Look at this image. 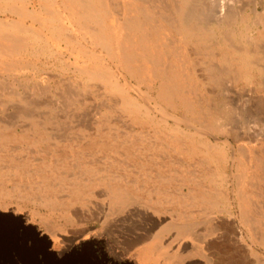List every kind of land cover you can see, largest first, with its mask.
<instances>
[{"label": "rangeland", "instance_id": "rangeland-1", "mask_svg": "<svg viewBox=\"0 0 264 264\" xmlns=\"http://www.w3.org/2000/svg\"><path fill=\"white\" fill-rule=\"evenodd\" d=\"M0 214L37 264H264V0H0Z\"/></svg>", "mask_w": 264, "mask_h": 264}, {"label": "flooded vegetation", "instance_id": "flooded-vegetation-1", "mask_svg": "<svg viewBox=\"0 0 264 264\" xmlns=\"http://www.w3.org/2000/svg\"><path fill=\"white\" fill-rule=\"evenodd\" d=\"M21 241L26 245L27 248L32 247L35 244L34 239H26L24 231L18 229V224L16 221L14 222L11 218L6 217L4 214H0V250L5 258L3 261L4 264H7L6 257H13L15 262L17 261L19 264H24L23 262L26 260L30 263L34 262V257L32 254H16V252L24 245L23 243H21L22 245L20 244ZM18 255H21V257ZM81 259L83 261L88 260L85 253L81 254L80 261H82Z\"/></svg>", "mask_w": 264, "mask_h": 264}, {"label": "bare ground", "instance_id": "bare-ground-1", "mask_svg": "<svg viewBox=\"0 0 264 264\" xmlns=\"http://www.w3.org/2000/svg\"><path fill=\"white\" fill-rule=\"evenodd\" d=\"M228 1V0H227ZM207 3V2H206ZM222 9V8H221ZM102 24V23H101ZM104 41H106V39L104 40ZM122 51H123V53L125 54V49L124 48H122ZM168 80L167 79H165V82H164V85H162L163 86V89H162V92H161V95H159V96H161V98L163 97L164 99H167V98H171L172 96H174L175 95V90L173 89V86L171 87V85L169 84V82H167ZM177 86V85H176ZM184 88V87H183ZM186 89V88H185ZM186 91V90H185ZM184 93V92H183ZM39 94V93H38ZM73 96V95H72ZM185 97V96H184ZM54 101V100H53ZM170 101V100H169ZM172 101V100H171ZM29 102V101H28ZM62 106V105H61ZM93 118V117H92ZM91 118V119H92ZM88 125V124H87ZM89 125H91L90 123H89ZM86 126V125H85ZM67 138V137H66ZM63 139V138H62ZM102 194V193H101ZM101 196V195H100ZM102 207V206H101ZM102 209V208H101ZM134 210V209H133ZM132 211V210H131ZM135 211V210H134ZM132 212V213H135V214H139L140 212H138V211H135V212ZM146 214V213H145ZM148 214V213H147ZM138 220V219H137ZM155 220V219H154ZM131 221H132V219H131ZM133 221L135 222V220H134V218H133ZM146 221V220H145ZM134 222H131V223H134ZM152 222V221H151ZM155 222H157V221H155ZM154 222V223H155ZM117 224L118 225H121L122 224V221L121 220H119L118 222H117ZM135 224V223H134ZM156 224V223H155ZM155 224L153 225V226H155ZM145 228V227H144ZM143 228V229H144ZM151 228H153V227H151ZM146 229H148V228H146ZM146 231V230H145ZM146 232H148V231H146ZM133 234L135 235L136 234V232H135V230H133ZM148 234V233H147ZM134 235H130V234H128L127 236L129 237H131V236H134ZM143 235V234H142ZM148 236V235H147ZM137 238V237H136ZM118 239V238H117ZM140 239V238H139ZM97 242V241H96ZM117 243V242H116ZM81 244H83V248H82V251L81 252H76V253H73V254H71L70 252H69V249H71V247H73V246H67V248H65V249H63L60 253H58V257H57V259H59V264H64V263H66V262H72L71 264H78V262H80V256H81V254H83V253H85L86 255H89V254H91V245H92V242H85V243H81ZM82 247V246H81ZM28 250V249H27ZM72 250V249H71ZM25 253H27V254H30L31 255V253H29L28 251H26L25 250ZM1 257H2V259H3V257H4V255L2 254V252H1V250H0V259H1ZM82 260V259H81Z\"/></svg>", "mask_w": 264, "mask_h": 264}, {"label": "crops", "instance_id": "crops-1", "mask_svg": "<svg viewBox=\"0 0 264 264\" xmlns=\"http://www.w3.org/2000/svg\"><path fill=\"white\" fill-rule=\"evenodd\" d=\"M136 229H135L136 234L135 235L132 234L134 236H131V238H133V239L141 240V238L143 236H147L149 234V233L147 234V232L145 230H143L142 228H139L140 230H136ZM172 229H173L172 226H164L160 230H158L156 233H154L153 238H152L151 242L149 243V245H147L146 247H144L142 249V251L140 252V256L141 257H140V260L139 261H140L141 264H144L146 261H148L151 258H153V259L156 258V257H153L154 256L153 255L154 254L153 252L155 250H158L159 249V246H160L159 243H160V241L163 240L165 234H167L168 232H170ZM151 234L152 233H150V235ZM37 241H38V244L35 245L31 249L29 248V250H28V251L31 250L33 255H34V253L35 254H40V253H42L43 251H45L48 248V247H45V245L41 244L39 242V240H37ZM47 251H49V250H47ZM50 254H51L50 256H52L54 260L56 259V256L58 257V253L57 254L56 253H51V251H50Z\"/></svg>", "mask_w": 264, "mask_h": 264}]
</instances>
